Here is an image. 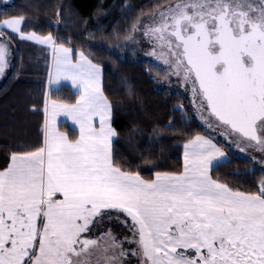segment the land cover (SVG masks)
<instances>
[{
	"label": "snow or ice",
	"instance_id": "obj_1",
	"mask_svg": "<svg viewBox=\"0 0 264 264\" xmlns=\"http://www.w3.org/2000/svg\"><path fill=\"white\" fill-rule=\"evenodd\" d=\"M32 27L0 19V77L19 41L48 53L39 138L0 167V264H264V175L246 189L213 175L230 162L219 137L264 163V0H157L132 22L126 40L148 41L203 121L174 137L182 165L151 178L117 156L101 64Z\"/></svg>",
	"mask_w": 264,
	"mask_h": 264
},
{
	"label": "trees",
	"instance_id": "obj_2",
	"mask_svg": "<svg viewBox=\"0 0 264 264\" xmlns=\"http://www.w3.org/2000/svg\"><path fill=\"white\" fill-rule=\"evenodd\" d=\"M156 3L157 0H0V19L27 15L31 30L59 34L101 64L103 87L114 105V127L119 132L114 149L118 157L133 166L140 165L138 170L145 178L182 165V141L174 137L186 129L201 130L198 126L203 125L185 93L164 88L160 78L143 63L123 54L120 42L129 34L132 22ZM61 5L62 17L56 15ZM14 47L12 67L0 82V167L19 145L39 138L43 123L48 53L28 41H19ZM73 92L68 87L60 95L71 97ZM170 124L180 131H170ZM62 130L70 134L72 131L69 123L62 125ZM225 146L230 162L214 168L213 175L242 189L254 188L264 175V167Z\"/></svg>",
	"mask_w": 264,
	"mask_h": 264
},
{
	"label": "rangeland",
	"instance_id": "obj_3",
	"mask_svg": "<svg viewBox=\"0 0 264 264\" xmlns=\"http://www.w3.org/2000/svg\"><path fill=\"white\" fill-rule=\"evenodd\" d=\"M145 13H147V12H145ZM120 44L122 47L123 54L126 56H129L131 59H133L135 61L143 63L155 77L157 75L160 78V80H161L160 84L164 88H166L168 90L176 91V92H183L191 99V102H192V93L190 90L186 89L181 83H178L175 78H172L171 80L164 78V72L162 69L165 66L162 64L161 61H157L155 57H152L150 55L151 49L149 47L148 41L145 38H142L141 36L137 35L135 42L132 40H126V38H125L120 42ZM192 105H193V103H192ZM193 107L195 109L194 105H193ZM198 115H199V113H198ZM219 139L224 142L223 137H219ZM231 148L235 152H237L239 155L249 158V155L246 156V154H245V153H249V152H247V151L245 153L241 152L238 148H236L235 145H232ZM122 230L123 229L121 228V231Z\"/></svg>",
	"mask_w": 264,
	"mask_h": 264
},
{
	"label": "crops",
	"instance_id": "obj_4",
	"mask_svg": "<svg viewBox=\"0 0 264 264\" xmlns=\"http://www.w3.org/2000/svg\"><path fill=\"white\" fill-rule=\"evenodd\" d=\"M7 74H8V72H7ZM6 76H7V75H6ZM6 76H4V77H0V82H1L3 79H5ZM73 90H74V89H73ZM68 123L70 124V122H68ZM221 141H222V140H221ZM221 144L225 146L224 142L221 143ZM225 150H226L227 155H228V157H229V153H228V151H227V149H226V146H225ZM113 227H114V230H115V231H117V232L121 231V227H120V225H115V226H113Z\"/></svg>",
	"mask_w": 264,
	"mask_h": 264
},
{
	"label": "flooded vegetation",
	"instance_id": "obj_5",
	"mask_svg": "<svg viewBox=\"0 0 264 264\" xmlns=\"http://www.w3.org/2000/svg\"><path fill=\"white\" fill-rule=\"evenodd\" d=\"M245 154H246V156L250 155L249 153H245ZM252 155L256 156V159L254 161H256L259 165L264 167V163H262L260 160V154L257 152V153H253Z\"/></svg>",
	"mask_w": 264,
	"mask_h": 264
}]
</instances>
